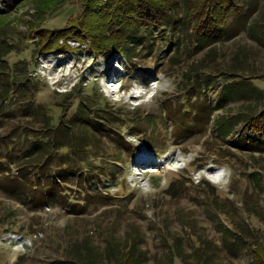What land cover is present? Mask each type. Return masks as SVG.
<instances>
[{"label":"rangeland","instance_id":"1","mask_svg":"<svg viewBox=\"0 0 264 264\" xmlns=\"http://www.w3.org/2000/svg\"><path fill=\"white\" fill-rule=\"evenodd\" d=\"M39 9L30 0H0V158L22 148L10 150L13 130L30 134L42 126V113L56 121L62 113L70 116L82 97L61 94L77 87L83 97L95 93L109 103L117 132L102 149L106 157L120 159L121 169L116 179L102 180L107 199L84 213L32 210L0 191V264H69L85 246L93 248L99 264H114L109 250L133 245L144 264H259L254 244L264 242V147L254 142L261 140L257 134L247 135L254 144L246 146L237 133L264 118V96L253 91L232 97L213 114L209 132L174 138L175 120L189 116L184 79L195 61L216 48L221 69L251 68L264 77V45L247 33L209 46L195 59L181 51L173 60L170 51L160 60L156 50L131 64L98 51L92 38L97 33L88 28L100 19L82 20L77 1L57 2L45 13ZM204 94L215 106L210 93ZM219 118L238 123L234 134L213 132ZM221 170L225 179L216 185L208 177ZM70 196L81 199L75 189ZM9 233L31 237V249L4 243ZM228 238L242 241L236 246Z\"/></svg>","mask_w":264,"mask_h":264},{"label":"trees","instance_id":"2","mask_svg":"<svg viewBox=\"0 0 264 264\" xmlns=\"http://www.w3.org/2000/svg\"><path fill=\"white\" fill-rule=\"evenodd\" d=\"M30 1L39 4V11L45 13L52 5L63 0ZM66 1H77L81 5L82 20L94 15L100 19L95 28L94 24L88 28L92 33H97L92 38L96 39L94 44L98 51L112 56L120 55L131 64L143 59L145 52L144 59L152 56L156 50L160 60L167 59L170 51L175 53L173 60L179 57L181 51H186L190 59H195L207 47L247 33L264 45V0ZM80 22L78 18L75 28L80 26ZM216 55L214 48L203 59L195 61L186 73L183 102L187 105L185 112L189 116L175 120L178 125L174 139L191 136L195 130L196 133L202 130L209 132L213 114L217 110H224L226 102L232 97L246 98L253 91L264 96L263 89L259 87L261 83L264 86V77L251 68L221 69L214 60ZM204 89L215 100V106L208 105L207 99L204 100ZM5 92L11 93L13 89ZM61 95L65 99L82 97L78 104L71 106L74 111L70 116L62 113L56 121L50 114L42 113L41 127L29 131L30 134L26 128L20 127L9 135V140L13 142L10 150H16L19 146L22 148L17 153L11 152L10 157L0 158V191L32 210L61 208L68 213H84L89 206L107 199L108 195L103 193L106 184L102 180L116 179L115 174L121 169L118 163L120 159L106 157L107 153L102 147L104 140L116 134V120L109 111V103L102 101L95 93L83 97L81 89L73 87ZM135 110L140 111L139 106ZM33 115L34 112H31L30 116ZM246 118L242 122H246ZM262 119H257L255 125H244L237 133V141L246 142V146L256 142L257 147L263 148ZM121 121L126 126V117ZM213 123V132L224 138L234 134V127L238 124L233 119L222 118ZM253 133L261 140L253 142L246 138ZM126 144L129 146L128 141ZM74 189L81 199L71 200L70 191ZM224 240L236 246L242 241ZM254 245L259 256L257 261L264 264V242L257 240ZM73 254L68 259L69 264H99L98 255L91 246H85ZM108 256L114 264H144L135 245L121 252L112 248Z\"/></svg>","mask_w":264,"mask_h":264},{"label":"built area","instance_id":"3","mask_svg":"<svg viewBox=\"0 0 264 264\" xmlns=\"http://www.w3.org/2000/svg\"><path fill=\"white\" fill-rule=\"evenodd\" d=\"M1 240L22 252L29 251L33 245V239L31 237L19 235L18 233H9Z\"/></svg>","mask_w":264,"mask_h":264},{"label":"bare ground","instance_id":"4","mask_svg":"<svg viewBox=\"0 0 264 264\" xmlns=\"http://www.w3.org/2000/svg\"><path fill=\"white\" fill-rule=\"evenodd\" d=\"M144 162V161H143ZM143 164H145V163H143Z\"/></svg>","mask_w":264,"mask_h":264}]
</instances>
